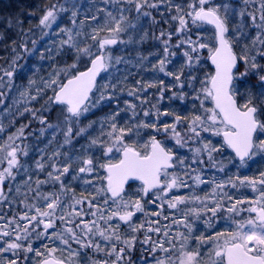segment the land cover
Returning <instances> with one entry per match:
<instances>
[{
	"label": "snow or ice",
	"instance_id": "6c2138e0",
	"mask_svg": "<svg viewBox=\"0 0 264 264\" xmlns=\"http://www.w3.org/2000/svg\"><path fill=\"white\" fill-rule=\"evenodd\" d=\"M103 2L112 10L99 8L79 25L81 5L75 0H49L38 24L27 30L19 19L7 20V27L16 28L20 38L10 42L7 67L0 66V89L16 87L13 80L24 67L18 61L36 54L38 39L59 36L56 53L70 54L72 62L62 67L54 63L47 78L39 81L34 78L37 73L29 77L20 96L25 101L47 98L41 109L24 107L18 115L30 113L52 130L53 140L62 133L60 148L73 145L76 138L86 137L88 143L75 158L60 148L48 154L47 161L41 156L35 161L37 178L27 175L16 185V196L22 186L26 188L18 201L23 210L11 217L0 215V264H29L30 260L31 264H264V171L254 176L206 177V167L224 173L228 164L238 161L239 173L255 157L264 158V0H242L240 6L218 0ZM154 11L170 27L153 35L163 54L151 70L175 83L154 77L128 86L127 76L118 79L116 75V65L127 61L114 56L112 46L135 42L131 35L128 40L122 36L136 30L142 18L156 24ZM66 13L72 27L59 25ZM86 20L94 25L90 32L83 31ZM249 22L256 30L254 36L244 31ZM54 26L58 31H52ZM33 27L39 29V38H33ZM79 37H84L83 42ZM146 38L147 33L140 42ZM178 54L183 64L169 70ZM45 58L54 60L51 48L39 52V59ZM205 61L211 70H204ZM249 76L258 79L256 91L242 90ZM149 89L157 90L156 103L144 107L150 103ZM117 90L126 91L139 105L124 100L125 107L117 104L98 130L95 121L81 126V117L111 102ZM167 92H171L169 99L182 103L190 97L191 109L187 113L161 109ZM6 96L0 91V105ZM53 111L57 112L55 123L44 115ZM124 112L130 116L121 124ZM29 126L21 124L0 137V202H15V197L9 199L11 185L21 169L26 174L30 171L21 160L29 155L25 143L32 135L25 131ZM146 130L151 132L144 139ZM4 132L0 124V134ZM93 149L102 154L97 156ZM180 149H187L191 160ZM225 150L234 155L217 160ZM74 163L78 164L75 174ZM73 182H80L79 194ZM49 185L50 190H45ZM133 185L135 190L129 191ZM201 185L208 188L203 195L197 192ZM182 189L188 191L180 194ZM240 189H250L253 195H243ZM138 214H143L139 222ZM201 223L204 231L197 227ZM221 224L223 230L217 231ZM137 243L142 253L139 261L132 258Z\"/></svg>",
	"mask_w": 264,
	"mask_h": 264
},
{
	"label": "trees",
	"instance_id": "16d2710c",
	"mask_svg": "<svg viewBox=\"0 0 264 264\" xmlns=\"http://www.w3.org/2000/svg\"><path fill=\"white\" fill-rule=\"evenodd\" d=\"M49 2V0H0V66L7 67V62L11 59L12 53H11V47L10 42L11 40H19V36L17 35V29L16 28H9L7 27V20L8 18H12L13 20L19 19L22 21L23 28L27 30L30 25H36L38 24L39 18L43 13L44 6ZM51 2H56V0H51ZM75 2L80 7V15L77 19V24L79 25L80 20H84L87 16H91L96 13L97 9L99 8H107L112 7V5H106L104 4L103 0H75ZM176 3H181V0H175ZM35 12L36 14L33 16H29V12ZM101 18H103V13H100ZM132 16H135L133 13ZM153 15L156 17V20L158 21L156 24H152L151 18H142L138 25L137 29L134 31H130L127 35H123L122 38L124 40H128L129 35L133 36L134 41L133 43L128 44H119L112 46V54L114 56H120L123 57L127 63H121L119 65H116V69L119 71L116 73L118 79H122L124 76L128 77L127 84L128 86L134 85L136 80H151L153 79L152 75V64L157 63L160 56H162V45L160 44L159 40L153 39V35L158 36L161 29H169L170 25L165 24L163 22V19L160 15L159 11H154ZM68 16H70V13L63 14V19L59 21L60 27H72V24L70 20L68 19ZM135 22V21H133ZM94 27V25L90 24L87 20L85 21V25L83 28L84 32H90L91 28ZM175 30V22L171 25V30ZM32 31L36 34L33 38H39V29L36 27L32 28ZM53 32L58 31L56 26L52 29ZM147 33V38L140 42V38ZM60 37L56 35H50L47 37H44L43 39H38L37 43V52L35 55L31 56L27 60H21L18 61V64L24 65L23 69H18L17 74L13 80V84L16 85V87H13L10 89L9 95L5 97V103L0 105V122L5 127L4 135L9 134L10 132H14L16 128H18L21 124H30V126L25 130L27 132H34L39 127L42 126L38 120H35L33 118L24 117L21 115H17L16 112H14V109H10L9 113H7L6 109V100L9 96L14 95L15 93H20L17 89L26 85L28 82V78L31 77L30 71L31 68L37 63L38 69L37 72H42L44 69L49 68L50 71H52L53 64H57L59 66H63L65 63H70L72 61V57L70 54L66 55V61H62L61 58L62 54L56 53V47L55 45L59 42ZM81 42H83L84 37L78 38ZM88 43H91V41H87ZM173 43H175V37L173 38ZM28 46L31 47V41L29 40ZM47 48L52 49V55L54 57V60H49L45 58L44 60L39 59V52L42 50H45ZM155 50V53H151V51ZM147 57L148 59L141 62L140 57ZM39 59V61H38ZM173 62L169 65V70H177L179 67L183 64V57L181 55H177L176 57L172 58ZM205 69L211 70L207 64V61H205ZM240 71L244 70L243 64L239 67ZM0 75H3V73H0ZM250 78V77H249ZM250 80H255V82H258V79L251 77ZM5 82L7 81V77L4 78ZM115 83V81H113ZM155 90V89H151ZM0 91H7V87L4 89H0ZM127 92H120L117 90V96L111 101V102H104L102 105H100L97 108L92 109L89 113H87L85 117V121L87 122L85 125L89 123V121H95V129L98 130L100 128V121L105 117L106 114H108L111 110H114L119 104L121 108L125 107L124 100L125 94ZM168 93V92H167ZM19 95V94H18ZM34 107V105L32 104ZM38 106V105H37ZM42 107V106H41ZM41 107L39 109H41ZM171 108L170 104L167 105V103H164L162 105V108ZM179 110L184 111L187 113L190 109L182 106ZM6 114L8 116V120L6 121ZM39 114V113H38ZM44 115L48 118L49 122H53V116L52 112L49 114L48 112H45ZM130 116V113L124 112L121 113L120 123L123 124L126 119H128ZM13 122V126L9 129H6L10 124ZM84 126V125H83ZM92 131V130H90ZM92 134H98V131H92ZM31 136H28L25 143L30 140ZM88 143L87 138H79L72 149L75 153L81 154V146L86 145ZM32 148H29V155L27 157L21 158L22 162L26 164L29 167V173H25L23 169L20 170L17 176V180L15 183L11 185V195L9 196L10 199L12 197H15L14 205H9L5 203H0V215H6L8 217H11L13 215L14 211H22L21 205L18 203L20 199L23 198V192L26 191V188L23 186L21 187V194L19 196H16L14 193V189H16L17 184H21L24 180V177H27V175H31L32 179L35 180L37 178V172L34 169L35 167V161L38 159H41V156H43L44 160L47 161L48 151L44 150L43 144H38L36 146L30 145ZM38 149L42 150L41 153L38 151ZM92 151L96 152L97 156L101 155L102 151H96L93 149ZM228 152V157L232 155L231 152L228 150H225ZM63 159V157L61 158ZM254 161L253 163H255ZM257 166H259L257 164ZM230 167H232V164H230ZM254 167V165L252 166ZM227 172H224L222 175V178L227 177L229 174L226 175ZM43 173L40 174V178H44ZM230 175H233L230 173ZM34 186V185H33ZM50 186V185H49ZM45 186V190H50L51 186ZM9 185L6 183L4 185V191L6 190L8 192ZM76 193L79 194L78 190H76ZM201 194H203L201 192ZM202 230H204L202 228ZM219 231V230H218ZM198 234V232L196 233ZM200 234V233H199ZM143 235L140 236V239H142ZM195 243V241H194ZM39 244V242H37ZM194 246V245H193ZM141 252H137L132 258L135 260V257L137 255H141ZM30 262V261H29ZM31 264V263H29Z\"/></svg>",
	"mask_w": 264,
	"mask_h": 264
},
{
	"label": "rangeland",
	"instance_id": "374dc122",
	"mask_svg": "<svg viewBox=\"0 0 264 264\" xmlns=\"http://www.w3.org/2000/svg\"><path fill=\"white\" fill-rule=\"evenodd\" d=\"M218 2H226V3H231V4H233L234 6H240V5H242V0H218ZM112 8H113V6L112 7H109V9L108 10H112ZM250 11H251V9H249ZM166 11V10H165ZM134 15H135V12H134V10H133V12H132ZM236 22H239V18H237V21ZM153 24V23H152ZM154 25V24H153ZM232 25L230 24V27H231ZM171 31H173V29L171 30ZM175 31V30H174ZM173 31V32H174ZM244 31H246V32H250L251 33V35L252 36H254L255 35V29L254 28H252L251 27V25H250V22H249V27L248 28H245L244 29ZM242 46V45H241ZM239 47L237 48V51L239 52ZM151 53H155V50H153V51H151ZM63 55V54H62ZM63 60V62L64 61H66V55H63L62 57H61ZM38 61H39V59H38ZM72 62V61H71ZM70 62V63H71ZM182 63H183V61H182ZM37 69H38V66H37V63L31 68V71L29 72L31 75V77L33 76V74L34 73H37V75H35V79L37 80V81H39V79H40V77H44V78H47V76H48V73L50 72V69L48 68L47 69V71H46V69H44L42 72H37ZM205 71H207V69H204ZM153 72V71H152ZM201 74V76H203V72H201L200 73ZM152 75H153V78L154 77H157L158 79H163V80H165V82L167 83V84H174L175 83V81L174 80H172V78H170V77H165L162 73H159V74H157V73H155V72H153L152 73ZM250 77V78H249ZM249 77H247V78H245V82L244 83H242V90L244 89V88H246V87H251L252 88V90L253 91H256L257 90V85H258V82H255V80L253 79V80H250V79H252L251 77H254V76H249ZM255 79H256V77H254ZM26 85H27V83H26ZM19 92H21L22 90H23V88L22 87H20V88H18L17 89ZM174 90H178V89H174ZM7 95H9V92H10V89L9 88H7ZM31 93L32 94H35V88L33 87L32 89H31ZM156 93H157V90L155 89L154 91L153 90H151V89H149L148 90V99H149V101H150V103L149 104H147V105H144V107H150V105L151 104H154V103H156ZM19 94V95H18ZM47 95H51V92L49 91L48 93H47ZM125 99L126 100H131L133 103H136L137 105H139V101L138 100H135L133 97H129V96H127V93L125 94ZM169 97H171V92H168V93H166L165 94V99L163 100V101H161L160 102V107H161V109H164L165 107H163L162 108V105L164 104V103H167V105H169L170 104V107L172 108V109H176L177 111H181V112H184V111H182V110H179L182 106H185V107H187V108H189V109H191V98L189 97V99L187 100V101H185V102H181V101H179L178 99H169ZM46 96H44L43 98H39L37 101H25L21 96H20V93H15L14 95H12V96H9L8 97V99L6 100V109H7V113H9V110L10 109H14V112H16V114L18 115V113L19 112H22L23 111V109H24V107H30V108H33V109H39L42 105H44V103H45V100H46ZM32 104L34 105V107L32 106ZM38 105V106H37ZM9 106H11V107H9ZM185 113V112H184ZM87 115V114H86ZM141 115H142V113H141ZM31 117V115H30V113H24V117ZM52 116H53V122L52 123H55V121H56V117H57V112H55V111H53L52 112ZM6 121L8 120V116H7V114H6ZM86 117V116H85ZM85 117H81V126H83V125H85L87 122L84 120L85 119ZM32 118V117H31ZM168 119H171V118H168ZM0 124H1V122H0ZM13 126V122L10 124V126H8L6 129H9V128H11ZM45 127V126H44ZM42 127H39V128H37L36 130H34V132H32V135H31V138H30V140L28 141V142H26L28 145H29V148H32L30 145H32V146H36V145H38V144H43V147H44V150H46V151H48V154H50L51 152H53L54 150H56L57 148H60V146L63 144V135H62V133H60V132H58L57 133V135H56V139L55 140H53V135H52V130H50V129H47L46 127H45V132H44V134L43 135H41V133H40V129H41ZM151 132V130H146L145 132H142V136H143V138L144 139H147L148 138V134ZM205 135H207V134H205ZM7 135H4V133L3 134H0V137H6ZM79 138H76L74 141H73V145H71V146H69V145H64L63 146V148H60V150L62 151V152H64V151H67V152H69V154L73 157V158H75L77 155H81V154H78V153H75L74 151H72V149H73V147H74V144H75V142L78 140ZM212 139L214 140V141H216V140H218L219 138H215V137H212ZM50 140H52L53 142L51 143V144H49V141ZM171 143V142H170ZM38 151L41 153V151L42 150H40V149H38ZM179 152H180V154H182V155H185V156H187V158L189 159V160H191V153H189L188 151H187V149H180V150H178ZM228 152L227 151H225L224 153H223V155L222 156H217V160H221V159H224L225 161L227 160V158H228ZM21 158H24V157H21ZM204 159L205 160H207V157H204ZM254 161H256L255 163H253ZM254 161H249V163H248V166H246V167H244V168H241L240 170H239V173H237V167H236V164H238V161H235L233 164H232V167H230V164H228L227 165V168H226V171L225 172H227L226 173V175L227 174H229L230 175V173H232V174H239V175H247V176H254V175H257L258 173H259V171H264V158H261L260 156H257V157H255L254 158ZM257 164L259 165V166H257ZM254 165V167H252ZM78 167V164H76V163H74L73 164V174H75V170H76V168ZM34 169H35V167H34ZM36 170V169H35ZM213 175H216V176H218L219 178H222V175H223V173H218L217 171H216V169H212L211 167H206V177L207 178H211ZM228 175V176H229ZM27 177H24V179H26ZM226 178V177H225ZM50 187V186H49ZM72 187L75 189V190H78V192H80L81 191V184H80V182H73V184H72ZM135 187H136V185H135ZM135 187H133V188H131V189H129V191H133V190H135ZM210 187V186H209ZM201 189H203V191H201ZM208 190V188H206L204 185H201L200 186V189H197V192L200 194V195H203L204 194V191H207ZM186 191H188L187 189H182V190H180V192H183V194L186 192ZM230 191H232V192H236V190H230ZM240 191V193H242L243 195H246V196H248V197H251L253 194H252V192H251V190L250 189H240L239 190ZM5 192L7 193V191L5 190ZM201 192L203 193V194H201ZM14 193L16 194V189H14ZM23 194H24V192H23ZM10 199V198H9ZM0 203H4V202H0ZM6 204V203H5ZM8 204V203H7ZM14 205V202L13 203H11V204H9V205ZM165 214H167V213H165ZM143 218V217H142ZM142 218H138L137 219V221L139 222V220L140 219H142ZM202 224V223H201ZM217 231L219 230H223V224H221V226L220 227H218L217 229H216ZM153 239H155V236H153ZM192 244L194 245L195 243H194V241H192ZM36 246L37 247H39V244H36ZM139 258L140 257H138V258H136L135 260L136 261H139ZM29 263H31V260H30V262Z\"/></svg>",
	"mask_w": 264,
	"mask_h": 264
},
{
	"label": "flooded vegetation",
	"instance_id": "af4514ba",
	"mask_svg": "<svg viewBox=\"0 0 264 264\" xmlns=\"http://www.w3.org/2000/svg\"><path fill=\"white\" fill-rule=\"evenodd\" d=\"M101 154H102V152H101ZM233 155V154H232ZM0 167H2V166H0ZM68 181H71V176H69L68 177ZM73 184V183H72ZM137 184H138V182H137ZM133 187H135V185H133ZM132 187V188H133ZM82 190V189H81ZM180 194H183V192H180ZM143 217V214H138V216H137V218L136 219H138V218H142ZM138 222V221H137ZM197 227H199V229H200V231H204V230H202V228L204 229V226H203V224H199V225H197ZM199 233L200 232H198V234L197 235H199ZM141 235H143L142 233L140 234V236ZM143 237V236H142ZM143 239V238H142ZM139 253V252H141V245L139 244V243H137V245H136V249H135V251H134V253L132 254V257L136 254V253ZM141 255H137L136 257H135V259L136 258H138V257H140Z\"/></svg>",
	"mask_w": 264,
	"mask_h": 264
},
{
	"label": "water",
	"instance_id": "95a60500",
	"mask_svg": "<svg viewBox=\"0 0 264 264\" xmlns=\"http://www.w3.org/2000/svg\"><path fill=\"white\" fill-rule=\"evenodd\" d=\"M209 64V66L211 67V69H212V66L210 65V63H208ZM231 151V150H230ZM234 155V154H233Z\"/></svg>",
	"mask_w": 264,
	"mask_h": 264
}]
</instances>
